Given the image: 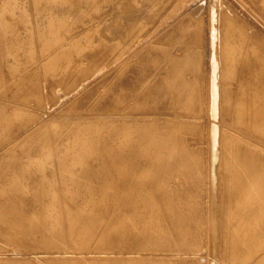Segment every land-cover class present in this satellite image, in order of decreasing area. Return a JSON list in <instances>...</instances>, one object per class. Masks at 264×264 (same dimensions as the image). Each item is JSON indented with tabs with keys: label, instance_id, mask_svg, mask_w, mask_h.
Segmentation results:
<instances>
[{
	"label": "bare ground",
	"instance_id": "6f19581e",
	"mask_svg": "<svg viewBox=\"0 0 264 264\" xmlns=\"http://www.w3.org/2000/svg\"><path fill=\"white\" fill-rule=\"evenodd\" d=\"M180 3L2 0L0 264H193L217 228L211 264H264V38ZM99 67L56 139L39 110Z\"/></svg>",
	"mask_w": 264,
	"mask_h": 264
},
{
	"label": "rangeland",
	"instance_id": "374dc122",
	"mask_svg": "<svg viewBox=\"0 0 264 264\" xmlns=\"http://www.w3.org/2000/svg\"><path fill=\"white\" fill-rule=\"evenodd\" d=\"M225 1L229 4L232 10L235 13H237L239 17L247 23L248 26L252 27L251 29L255 28L260 33L261 38H264V8H261V6L259 5L260 3L258 4V2L260 1L258 0H225ZM58 4L61 5V3ZM3 5L4 4H2V0H0V8L3 7ZM208 5H209V0H181L180 3L181 7L177 9L176 13L177 16L179 15L181 16L182 14L185 13L197 11L199 8V11L195 13L196 17L198 18L201 17L202 15L207 16L206 11ZM58 35L60 36V34ZM158 37L159 35H157L153 39H157ZM56 40L57 37L55 35H53V38L49 39V42L46 39L42 40L43 44L41 46L46 53L43 60H47L53 57L54 55L58 54L63 48L67 49V47L70 45V41L73 40V37H69L68 35V37L65 38L64 36L61 37L60 42ZM108 69H109L108 67L107 68L99 67L98 69L96 68L92 75L82 80L81 83L77 84L74 88H72L67 92H65L60 87H56V90H54V94H52L50 98L51 99L50 103H47V105L44 108H41L39 110L38 122L43 124L51 120L53 122L51 134L56 139L60 138V134L63 133L62 131L66 120L69 121L70 119H75V117L77 118L80 117L85 107V105L83 104V98L89 95L90 96L93 95L95 92H97L100 89L101 86L100 80L102 79L104 73L108 71ZM59 71L60 69H57L54 72H51L49 75L50 76L56 75L59 73ZM256 146L259 150L264 151V139L262 140V142L256 143ZM84 163H89V162L86 161ZM77 169L82 170V168L79 167ZM187 198L189 199L190 197ZM82 202L83 203L80 204H86V201H82ZM207 203H209V200H207ZM206 208H210V205H206ZM218 208H221V205H219ZM216 233H217L216 235L217 240L213 243V251L209 253L208 250L205 248L200 250L198 253H200L199 256L201 257V260L195 261L193 264H211V261L215 260V258L213 257L220 258V256H222V249L220 248L221 237H220V230L218 231V228L216 230ZM1 241L6 242V244L2 243ZM6 245H10V243L3 240L0 237V249H5L7 247ZM8 253L11 254V252ZM195 257L197 258L198 256ZM219 260L220 259H218L217 264H220ZM39 261L42 262L43 260L41 261L40 259ZM45 264H49V263H45Z\"/></svg>",
	"mask_w": 264,
	"mask_h": 264
}]
</instances>
